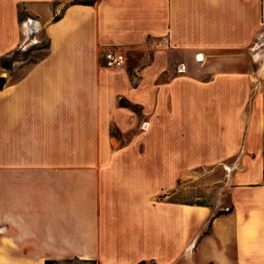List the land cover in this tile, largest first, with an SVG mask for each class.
Masks as SVG:
<instances>
[{"label":"crops","instance_id":"1","mask_svg":"<svg viewBox=\"0 0 264 264\" xmlns=\"http://www.w3.org/2000/svg\"><path fill=\"white\" fill-rule=\"evenodd\" d=\"M71 1L0 0V58L49 41L0 67V264H264V87L238 60L264 0ZM151 47L134 80L105 66ZM186 179L211 199L170 200Z\"/></svg>","mask_w":264,"mask_h":264},{"label":"rangeland","instance_id":"2","mask_svg":"<svg viewBox=\"0 0 264 264\" xmlns=\"http://www.w3.org/2000/svg\"><path fill=\"white\" fill-rule=\"evenodd\" d=\"M47 42V37L43 34L40 35V38L37 42H28L27 44L23 45V48H27L32 45H36L35 47H40L41 45H44ZM157 48L151 47L148 51L137 49V50H131L127 54L126 58V64L125 69L129 71L130 77L132 80L134 78L132 77V74H134L135 69L137 67L145 65L146 59L152 56L153 51H155ZM44 51H32L29 54V61L33 59L35 56L42 55ZM239 62L246 63L250 61L251 69L259 71V79L262 82V86L264 87V26L259 31L258 35L256 36L250 50L246 52L243 56H241L239 59ZM28 60H26V63H29ZM142 113V112H141ZM142 117L134 119V121L131 122L132 126L127 130L123 129L124 131H119L118 129H112L113 133H118L120 138H112L116 140V145L118 143H127L130 140H133L136 136L140 135L142 131H144L143 124L145 122V116L144 113H142ZM134 137V138H133ZM115 145V146H116ZM137 148L135 149H141L142 146L140 144H137ZM208 161V160H207ZM200 181V180H199ZM205 184L209 183L208 179H204ZM187 184H185V188H181L179 191H177L175 194H172L169 199L172 201H179L183 203H207L211 198L209 197V191L203 190L201 185L198 183H195V180L186 179ZM208 187L209 185H205ZM58 264H100L96 260H81L78 258L68 259L59 261ZM140 264H158L156 262H143Z\"/></svg>","mask_w":264,"mask_h":264},{"label":"trees","instance_id":"3","mask_svg":"<svg viewBox=\"0 0 264 264\" xmlns=\"http://www.w3.org/2000/svg\"><path fill=\"white\" fill-rule=\"evenodd\" d=\"M95 0H73L71 1V4H93ZM25 17H23V14H20V20L24 19ZM58 19V16H55L53 18L54 21H56ZM36 45H32L29 46L27 48H23V46H20L16 49H14L13 51L7 53L6 55H3L0 58V67L5 69V70H10L13 66V64L17 61H29V54L32 51H44V53L42 55L39 56H35L33 59H31L29 61V63H35L37 62L39 59H41L47 52L48 47H49V41L47 40V42L44 45H41L40 47H35ZM119 103L123 106H127V107H131L133 110H136L135 106L130 105L129 103L125 102L124 100H120ZM199 204V203H197ZM232 211V208H227L225 210H220L218 212L215 213L214 217H217L219 215L222 214H228ZM208 226H211V221L209 222ZM90 261V260H87ZM58 260L55 259H46L44 261V264H58Z\"/></svg>","mask_w":264,"mask_h":264},{"label":"built area","instance_id":"4","mask_svg":"<svg viewBox=\"0 0 264 264\" xmlns=\"http://www.w3.org/2000/svg\"><path fill=\"white\" fill-rule=\"evenodd\" d=\"M30 33H31V35H33L34 31H31ZM158 46H159V44L155 45V47H158ZM200 55L201 54H197L196 58L202 59V57ZM103 58H104L105 66L109 67V68L122 67L126 64V54L124 51H122L121 49H118V48L107 49L104 52ZM183 68L184 67L181 65V69H183Z\"/></svg>","mask_w":264,"mask_h":264},{"label":"water","instance_id":"5","mask_svg":"<svg viewBox=\"0 0 264 264\" xmlns=\"http://www.w3.org/2000/svg\"><path fill=\"white\" fill-rule=\"evenodd\" d=\"M3 83H4V79L3 78H0V88L3 85Z\"/></svg>","mask_w":264,"mask_h":264}]
</instances>
